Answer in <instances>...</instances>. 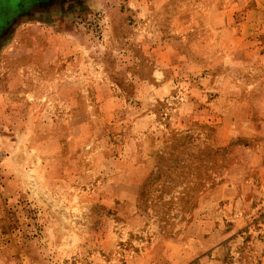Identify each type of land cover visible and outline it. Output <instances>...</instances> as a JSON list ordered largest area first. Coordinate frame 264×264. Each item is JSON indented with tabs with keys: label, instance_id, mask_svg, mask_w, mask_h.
I'll use <instances>...</instances> for the list:
<instances>
[{
	"label": "rangeland",
	"instance_id": "1",
	"mask_svg": "<svg viewBox=\"0 0 264 264\" xmlns=\"http://www.w3.org/2000/svg\"><path fill=\"white\" fill-rule=\"evenodd\" d=\"M0 264H264V0H0Z\"/></svg>",
	"mask_w": 264,
	"mask_h": 264
}]
</instances>
